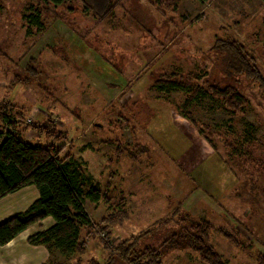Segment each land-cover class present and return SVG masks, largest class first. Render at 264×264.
<instances>
[{"label":"rangeland","instance_id":"374dc122","mask_svg":"<svg viewBox=\"0 0 264 264\" xmlns=\"http://www.w3.org/2000/svg\"><path fill=\"white\" fill-rule=\"evenodd\" d=\"M41 2L0 0V100L13 101L12 114L21 112L29 124L52 119L67 132L63 153L72 143V154L84 172V206L93 222L99 223L125 204L129 217L121 226L115 224L113 232L105 229L104 237H86L92 239L89 255L104 260L109 254L104 243L112 246L123 239L133 241L132 236L140 234L141 245H157L179 229L188 212L181 200L201 183L197 174L203 172L209 174L204 189L215 202L223 197L221 190L232 185L235 195L242 191L248 195L223 200L227 204L223 214L218 202L213 208L197 201L198 210H206L205 218L214 224L211 243L227 264H257L254 256L264 252V168L258 162V169H250L246 163L244 169L242 163L264 153V89L245 76L229 77L221 69L222 54H216L212 44L218 37L239 38L264 74L262 0H180L177 11L166 10L165 15L148 0H123L112 16L101 22L93 13L83 12L78 0L73 1L77 5L73 10L70 5L49 10ZM36 7H41L47 26L29 33L25 16L36 13ZM30 63L35 73L28 68ZM176 70L191 71L202 78L200 82L236 85L240 77L241 90L250 103L242 113L234 114L219 98L187 105L185 93L154 87L156 78ZM120 88L126 91L121 94ZM193 121L209 124L208 138ZM179 122L189 124L206 140L191 136L185 132L186 126L179 128ZM22 137L30 142L46 141L45 135L32 129L23 130ZM136 143L151 148L143 164L126 152L118 154L121 146L134 148ZM209 145L215 151L213 156L208 155ZM214 162L220 170L214 164L210 167ZM194 164H199L198 168ZM240 181L250 182L256 189L242 190ZM93 185L99 186L98 202L87 196ZM32 194L27 189L21 197L28 199ZM17 197L0 200V220L6 209L17 204ZM143 205L148 206L146 211L141 210ZM220 226L245 241L247 248L242 250L222 236ZM20 242L15 240L3 249L7 252L0 249V256L24 252ZM33 245L39 246L35 247L39 252L44 251L40 246L44 247L45 264L69 262L58 251ZM172 252L163 264H208L191 249Z\"/></svg>","mask_w":264,"mask_h":264},{"label":"trees","instance_id":"16d2710c","mask_svg":"<svg viewBox=\"0 0 264 264\" xmlns=\"http://www.w3.org/2000/svg\"><path fill=\"white\" fill-rule=\"evenodd\" d=\"M73 1L75 0H42L41 4H45L49 10L57 9L60 5H70L69 9L73 10L74 7L77 8ZM78 1L83 12L93 13L98 19L97 22H101L112 16L123 0ZM148 1L163 15L166 10L177 11L180 3V0ZM40 8L36 7V13L25 16L26 23L30 25L29 33H34L38 29L43 31L47 26V21L45 18L43 19ZM60 17L58 16L57 19ZM212 49L216 50V54H222L221 69L229 77L234 74L245 76L264 89V74L244 41L234 36L218 37L214 40ZM28 68L32 73L36 72L33 63H30ZM209 72L211 73V71ZM201 79L200 76L194 77L191 71L181 73L176 70L170 73L165 72L156 78L154 87L162 92L185 93L187 105L193 102H202L203 99L219 98L223 101L225 109L233 110L234 114L242 113L250 103V99L241 90L243 82L240 77L235 80L236 85L226 82H209V80L200 82ZM15 106L13 101L0 100V199L30 186H34L38 190V196L25 210L0 220V245L8 243L22 231L39 224L50 216L53 223L30 234L28 241L35 245H45L50 251H58L69 259L67 264H163L164 258L172 251L184 249L197 252L208 264H227L210 241V234L214 228L213 222L206 218L200 220L188 212L184 213L185 217L183 216L182 223L179 221V229L157 245H141L139 238L143 234H140L132 236L133 241L123 239L113 243L112 246H107L104 243V247L109 252L104 260L90 256L86 237L96 238L98 234H96L94 222L84 206L82 163L72 154V143L68 144V151L63 153L66 147L62 144V140L67 136V132L60 129L52 119L29 124L21 112L12 114V109ZM219 107H222V104ZM186 114L189 115L187 112ZM193 122L208 138L206 130L209 128V124ZM98 124L101 126V123ZM29 129L45 135L46 141L30 142L23 138L22 131ZM255 129L254 126H251V132H255ZM150 150L151 148L147 144L144 146L136 143L134 148L121 146L118 149V154L126 152L130 157L143 164L144 155L148 156ZM231 161L233 160L229 156L228 162L231 163ZM258 162H261L260 164L264 168L263 152L254 154V157L251 156L250 159L247 157L242 166L244 169L247 168L246 163L250 164V169H258ZM238 185L241 186V189L247 188L252 192L253 189H256L251 187L250 182L245 184L244 181H240ZM87 196L93 202L100 201L99 186L90 187ZM105 200L109 201V198L105 196ZM182 204L183 201H181ZM124 206L125 204L119 209L112 210L96 225L106 230L113 228L115 224L121 226L129 217V211ZM175 212H179V210ZM217 228L222 236L229 239L238 248L242 250L247 248L245 241L239 240L225 227ZM254 257L257 258V264H264L263 251ZM56 264L65 263L57 262Z\"/></svg>","mask_w":264,"mask_h":264},{"label":"crops","instance_id":"0c3cea01","mask_svg":"<svg viewBox=\"0 0 264 264\" xmlns=\"http://www.w3.org/2000/svg\"><path fill=\"white\" fill-rule=\"evenodd\" d=\"M262 3H264V1H262ZM127 81L130 82V78L129 79L127 78ZM120 89L122 90L121 94H123L126 91V89L124 91H123L122 88H120ZM179 124H180L179 128H184L186 126L184 130H185V132L186 131L189 132V134L191 136H193L195 138L197 136H201V137L204 138V140H206V138L204 136H202L197 130H192L190 128L189 124L186 125L185 123H180V122H179ZM189 128H190V130H189ZM209 147H210V150L208 151V155L209 156H213L215 151H214V149H213V147L211 145H209ZM218 162H219V164L221 165V168H222V163L219 160H218ZM213 164L216 166V169L220 170V168H219L220 165L218 163H216V162L210 164V167H212ZM194 165H192L191 167H193ZM198 165L199 164L195 165L194 168H198ZM197 176H198L199 181L201 183L196 184L187 193L188 196L181 200V201H183V206L187 207L188 213H190L195 218H205V217H207V211L206 210H201L200 211L196 207V203L199 200H202L203 202L208 203L213 208H216L218 206L217 203H216V202H218L219 205L221 206V208L223 209L222 212H221V214H223L225 212L224 206L227 205L226 203L223 202V200H225L227 202V201L234 200L235 197H238V198L246 197V198H248L247 191H242L241 195H235L234 193L236 192V190L233 188V185H232L231 188L226 187L224 190H221L220 194H222V192H224V195H223V197L221 196V199H217L216 202H215L213 200V198L208 196L206 190L204 189V186H206V185L208 186L209 174L208 173L199 172L197 174ZM177 179L178 178H176L175 181H174L175 182L174 186L177 183ZM27 189H31L32 193H33L32 197H29L28 199L24 198L23 196L21 197V193L23 191L27 190ZM13 195H17L18 196L17 197V201H16L17 204L15 206H13L11 209L10 208L6 209V211H7L6 213L4 211H2L4 213H3L1 219L8 217L9 214H11V211H13L12 214H14V212L16 213V212L23 211L26 208H28V206L37 198L38 190L34 186L26 187V188L21 189V190H19L17 192H14V193H12L10 195H7L6 197H4V198H2L0 200H4L5 198H8L9 196H13ZM8 206H10V205H8ZM232 206L236 207L237 204L235 202H233ZM147 208H148L147 205H143L141 207V210L146 211ZM248 209L249 208H247L246 210H248ZM52 223H53V219L49 216V217L45 218L44 220H42L39 224H36V225H34V226L22 231L18 236H16L14 239L9 241L8 243H6L4 245H0V249L3 250L4 248L12 246V243L15 240H17L19 242H20V240H23L24 242L23 243L20 242V243L22 244V248L25 249L24 252L17 251L16 254H13V253L9 254L10 257H11V261L9 260V255L6 256V257H4L3 255L0 256V264H42V263H44L46 261V257H44L45 256L44 252H46L44 247L40 246V247L43 248L44 251H41V252L35 251V247H39V246H34L33 244H30V242H28L27 239H28L30 234H32V233H34V232H36V231H38L40 229H44V228L48 227L49 225H51ZM30 230H31V232H30ZM109 230H111V232H113V228H111ZM25 232H27V234ZM23 236H25V237H23ZM19 238H22V239H19ZM93 239H95V237ZM89 240H92V239L86 238V241H87V244H88V248H89ZM96 248L98 249V247H96ZM5 250H3V251L7 252ZM171 253H174V252H171ZM179 254H184V253H179Z\"/></svg>","mask_w":264,"mask_h":264},{"label":"built area","instance_id":"2783aa9c","mask_svg":"<svg viewBox=\"0 0 264 264\" xmlns=\"http://www.w3.org/2000/svg\"><path fill=\"white\" fill-rule=\"evenodd\" d=\"M97 223L94 222L95 230L98 234V236L104 237L105 236V229H102L99 225H96Z\"/></svg>","mask_w":264,"mask_h":264}]
</instances>
